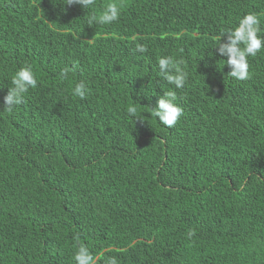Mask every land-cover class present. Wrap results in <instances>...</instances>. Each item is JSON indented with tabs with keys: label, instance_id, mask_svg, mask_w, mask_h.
Segmentation results:
<instances>
[{
	"label": "trees",
	"instance_id": "obj_1",
	"mask_svg": "<svg viewBox=\"0 0 264 264\" xmlns=\"http://www.w3.org/2000/svg\"><path fill=\"white\" fill-rule=\"evenodd\" d=\"M109 3L119 19L90 26L79 5L0 0V105L21 67L38 81L0 108V264H75L79 245L97 264H264V49L243 81L215 49L249 12L264 35V0L89 11ZM165 55L182 89L159 77ZM164 90L184 109L172 128L150 115Z\"/></svg>",
	"mask_w": 264,
	"mask_h": 264
},
{
	"label": "clouds",
	"instance_id": "obj_2",
	"mask_svg": "<svg viewBox=\"0 0 264 264\" xmlns=\"http://www.w3.org/2000/svg\"><path fill=\"white\" fill-rule=\"evenodd\" d=\"M61 5L72 6L79 5L87 12L86 24H111L117 21L121 14V8L116 3H109L103 8V14L97 18L95 12H90L96 0H54ZM67 10L66 8L64 9ZM261 20L255 13H247L243 15L238 24L234 28H228L221 32L218 38L216 52L221 57H226L225 63L229 66L228 74L236 80H247L250 77L249 57H255L262 49H264V35H261ZM226 36V39H222ZM136 50L140 53L146 51L144 45L137 44ZM159 77L167 81L168 84L174 85L176 89H182L185 85L188 73L182 66L183 61L175 59L171 55H165L158 58ZM223 63L221 66H223ZM73 71L70 67L61 69V78H67L68 74ZM12 86L9 87L7 95L4 96L3 104L0 108H4L11 113L14 108L20 105L25 98V94L30 89H35L38 85L36 75L31 65L21 67L11 78ZM88 94L87 86L84 81L75 84L72 95L84 99ZM141 104V103H139ZM150 115L154 116L160 124L172 128L183 116L184 109L177 103L176 91H165L157 100L155 107H151ZM138 107L133 104L127 108V114L132 117L135 122L143 121L137 115ZM142 115V113H141ZM189 237L193 235L188 233ZM75 264H97V258L91 253L85 245H79L74 254ZM106 264H118L116 257H108Z\"/></svg>",
	"mask_w": 264,
	"mask_h": 264
}]
</instances>
